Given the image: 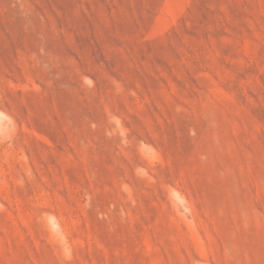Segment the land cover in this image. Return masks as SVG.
Returning <instances> with one entry per match:
<instances>
[{
    "label": "rangeland",
    "instance_id": "374dc122",
    "mask_svg": "<svg viewBox=\"0 0 264 264\" xmlns=\"http://www.w3.org/2000/svg\"><path fill=\"white\" fill-rule=\"evenodd\" d=\"M0 264H264V0H0Z\"/></svg>",
    "mask_w": 264,
    "mask_h": 264
}]
</instances>
